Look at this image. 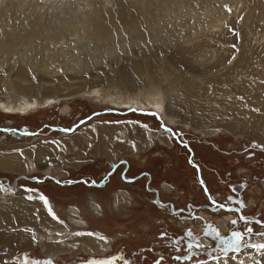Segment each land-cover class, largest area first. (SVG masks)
Wrapping results in <instances>:
<instances>
[{
    "label": "rangeland",
    "instance_id": "obj_1",
    "mask_svg": "<svg viewBox=\"0 0 264 264\" xmlns=\"http://www.w3.org/2000/svg\"><path fill=\"white\" fill-rule=\"evenodd\" d=\"M80 1L73 2V6H70L71 8L66 6L68 11L67 8L64 9L65 6H59V4L58 6L63 8H61L62 11H60L58 6H54V8L56 7L54 9L56 11H48L49 16L47 15L41 20V24L45 25L40 29L46 27V30H51V36H39L38 34L31 37L30 34L25 33L11 38L8 37L9 45L18 47L19 54L27 53L31 65L38 64L36 67H32V69L30 68L23 78L21 85L25 90L20 91L22 93L21 95L34 96L36 94L39 96H56L54 94H57L60 99L56 103L46 107H43L45 104L39 107L37 104L36 110L31 109L33 111L28 115H23L20 112L4 113L0 109V124H7L8 128L23 129L27 134L25 138L20 140L10 139L8 137L2 138L0 141V155L24 152L38 146V144L50 143L56 147V152L52 155L53 157H48L50 160L47 162V167L31 169L30 172H25V175L29 177H40L42 175L41 173L49 170L48 174H55L60 179L66 177L72 178L80 174H95L101 171L106 165V159L124 158L129 161V175L133 176L142 171L150 173L152 175V186L159 189L164 198L170 199L181 206L191 200L195 203H205L206 201L202 197L197 184L199 178L198 173L192 166L186 163V153L184 151V142H186L194 153V156L191 157L192 161L196 166L198 164L202 168V173L200 172V174H202V179L203 177L206 178L205 180H207L209 186L208 190L212 191L220 199H225L231 193L228 191V188L234 186L235 189L240 191L243 201L246 202L248 209L246 213L248 215L256 214L259 219L264 220V142H261L259 137V139L256 138L252 133L235 136L226 129H216L217 131L211 135H205L196 131L193 127H186L185 124H180L177 121L173 120L168 122L169 118L167 119L159 114H153L155 112L152 109H148L150 108L148 105H146V110L141 111L140 109L142 108H140L135 112L133 110L117 108L97 97L95 93L87 94L85 92L95 85H99L104 90L121 93L128 92L130 95H141L152 87H169L166 74L167 63L163 51L166 48L164 45L166 41H163L164 44L160 41L154 43L151 34L156 35L157 32L154 30L155 26L153 25L152 19H148L149 26L146 24V19L144 18V16L148 17L152 13L159 12L161 3L156 2V5H153V12L149 7L146 8V6L138 5L135 0H122L124 3L123 6L127 8L129 17L126 22L129 25H125L119 17L122 11L120 4H117L119 1L84 0L82 3H85L86 10L81 8L78 10L76 7L79 6ZM87 1L90 2L88 3ZM263 3L264 0L247 1L244 3L243 8H245V11L242 13L237 12V9H235L237 6L233 3H227L225 5L227 8L225 9L228 11L230 17L228 20H225L227 22L224 24L231 22L232 29L229 28V34L227 35L221 33L222 39L217 42L218 44L216 43L217 45L214 44V47L216 46L215 49L217 51L221 49L220 52L228 51L227 54L230 52V55L234 58L231 59V64H234L238 60V57L236 55L237 53H232L230 49L238 50L240 45H243L244 32L251 41L254 39V42H250L249 51L252 48L259 51L264 48ZM194 6L199 7L200 5L195 2ZM73 8H76L78 13L80 12L81 14H86L85 11H87V14L91 16L93 13L90 22L92 26L94 22V27L98 30H88L91 31L93 36L101 35L104 38L99 40V38L91 36L92 38L90 39L89 35L85 36L81 33L82 30L79 27H72L73 20L71 16L74 18L77 17V15H74L76 9L73 10ZM91 9L95 10L92 11ZM149 10L150 14H148ZM65 11L67 15L66 13H62ZM96 16L97 18H95ZM238 17L239 19H237ZM11 20V22H14L13 24L16 23V20ZM6 21L9 24V21ZM186 21H183V23H187ZM138 24L144 25V32L147 36L145 39L147 40L140 39L139 42L135 39L134 34L128 31L127 28L130 25ZM189 24L191 25L189 26ZM166 25H164V30H166L168 35L170 34L169 37L176 38L178 35L176 24ZM185 25V33L187 36L193 35L195 29L193 23L190 21ZM62 26L65 27L62 28ZM169 29L174 31L175 36L172 30ZM214 31L219 32L220 30L215 29ZM5 42L0 45L1 51L9 49V45ZM58 42L59 44H57ZM22 43H28V49L32 45L31 50L33 51L31 52V50L26 49L27 47L22 46ZM61 46L62 48H60ZM224 46L227 48H224ZM58 47L68 50L71 58L69 60L64 59L61 56V52L54 54L56 50H60ZM122 47L125 48L122 49ZM47 48L49 49L46 50ZM51 49L53 53L51 52L49 55L53 56L54 54L52 57L53 60L48 63V69L46 67L42 69L39 66L47 59L46 54ZM212 49L210 48V50ZM133 52L138 54L136 62L133 61ZM29 53L32 54L30 55ZM16 59L17 55H4V53L0 52V97H4L11 92L14 98L20 95L9 84V79L13 78L16 72V69L12 70ZM15 67L17 66L15 65ZM182 68L185 70V66ZM224 68H216V71L223 70ZM188 76L190 77V75ZM202 76L204 78L208 77V71H204ZM114 88H117V90H113ZM239 100L243 107L238 109L233 119L245 125L256 120L260 134L264 135V118H256L255 113H251L250 106L246 101L241 97ZM262 106L264 105L259 104L257 109L261 110ZM257 113L259 114V112ZM215 120L218 121L216 123H220L219 117H215ZM94 124H125L129 128H132L134 125L135 127L143 128L147 140L145 141L143 138L137 136L135 129L136 132L134 131L131 135L132 151H129V154H124V151L118 150L111 158H104L95 155L92 147L83 151L80 156H77L75 154L76 152L74 153V150L69 148L72 146L70 144V137L75 133L76 135L82 134L86 129L92 128L91 125ZM130 124L133 125L130 126ZM208 124L211 123L205 125ZM149 133L156 134V138L152 137V135L150 136ZM163 136L169 137V140L172 142L171 146L161 141V137ZM259 145L262 148H259ZM139 146L143 148L140 150ZM45 161L43 160L44 165H46ZM15 174L18 173H10L1 171L0 169V176L7 175L8 177H13ZM144 180L145 178L142 177L137 182L138 185L131 186L119 183L120 181L114 177L111 183L104 190H101L102 193L93 192L96 195V201H98L95 203L104 207L101 213L98 211L97 214L100 215H97L91 208H88L86 199L88 196L87 193L89 194V192H86V188H82V190L78 188L60 187L58 189L56 185L49 181L37 184L27 181V179L18 181V186L14 190H10L6 186L0 188V195L8 196L16 201L20 198L23 200V203L26 202L25 200L28 202L29 200L32 201V196L34 195L45 197L47 202L45 199L42 200L48 207V210H46V221L53 219L61 227L67 228V237H64L59 242L69 241L66 246L71 247L67 251L68 253L59 254L56 259H50L49 256L44 254L47 245L43 241H39L32 247L17 250L15 254L10 256V259L8 257L4 261L8 264H38V262H50L51 264H87L92 259L96 264H103V259L114 252L122 254L123 261L121 264H209L210 262L223 260L232 257V255H240L247 251H252L248 254V258L253 257V260L246 261L243 264H260L264 259V250L258 251L252 246L255 244H264V234H258L261 228L255 225L250 226L252 229L251 238L245 240L239 248L234 249L229 254H223L221 252L213 256L190 254L184 255L183 261L177 258L174 259L173 253L166 254L167 245L164 247V241L168 242L167 237L173 234L180 235L181 231H179L178 227L183 226L185 219L179 221L180 217H168L163 209L158 210L151 199H148L144 193H141L143 192ZM164 182L173 188L171 192L165 193L161 189V183ZM9 184L11 185L12 183ZM119 187L124 192L132 194L135 199L134 201H137V203L132 204V197H128V200H126L127 203L125 202V204L122 200L123 197H111V192ZM115 199L120 201L117 205L118 210L112 209V203ZM50 206H53V208L50 209ZM69 208H77L75 212L77 219L83 221L85 226L77 228L69 221L67 215ZM206 214L204 213L202 216L206 220L211 221L213 227L218 225L217 222H219L222 230H225L224 227L230 230L229 225L226 227L219 220H216L215 217L220 213L217 215V213L210 214L206 212ZM196 223H198L196 219H189L186 224L187 228L194 234L197 231L193 228L198 229L199 227ZM262 231L264 232V228ZM53 234H56V232ZM163 234L167 235L164 237ZM89 237L98 239V247L88 248L82 242L77 241V239ZM99 240L104 244L100 243ZM7 247L0 245V264H2L1 261L5 256L8 255L9 247ZM191 251L205 250H196L194 247ZM114 264L118 263L114 261Z\"/></svg>",
    "mask_w": 264,
    "mask_h": 264
},
{
    "label": "bare ground",
    "instance_id": "obj_2",
    "mask_svg": "<svg viewBox=\"0 0 264 264\" xmlns=\"http://www.w3.org/2000/svg\"><path fill=\"white\" fill-rule=\"evenodd\" d=\"M75 1L79 2L80 0H0V45L5 41V43L9 45V38L25 33L30 34L31 37H34L38 34L39 36H51V30H46V27L40 29L43 25H45L41 24V20H43L49 14V10H51V12L56 11L54 9H56L58 4L59 6H65L64 9L68 6V8H71L70 6H73V2ZM117 1H119L117 4H120L122 8V11L119 15L120 20L125 25H129L126 23L129 19L127 8L123 6L124 3L122 0ZM247 1L250 0H135L138 5L146 6V8L149 7V9L153 12V5L156 2L161 3V9L159 12L152 13L148 17L144 16V18L146 19V24L149 26L150 23L148 19H152L153 21V25L155 26L154 30L157 32L156 35L153 34L155 35L154 37L151 34L154 43L156 41H160L161 43L166 41L165 44L163 43L166 47L163 49V51L167 63L166 74L170 88L152 87L141 95H130L128 92L121 93L112 90H104L99 85H93L94 87L85 92L87 94L95 93L97 97L121 109L131 108L138 110L142 108L140 109L142 111L146 110V105H148L150 107L148 109H152V111L156 114L164 116L167 119L169 118L168 122L173 120L177 121L180 124H185L186 127H193L196 131H199L205 135H211L217 131L216 129H226L227 131L232 132L235 136L245 133H252L256 138L259 137L261 142H264V135L260 134L256 120L250 122L248 125H245L233 119L238 109L243 107L241 106V101L239 100L240 97L243 98L250 106L251 113H255L256 118H264V106H262L261 110L257 109L259 104L264 105V48L261 51L255 50L254 48L249 51L248 48L250 46V42H252L254 39L251 41L244 32L243 45H240L239 48L237 47L238 50L230 49L232 53H237L236 55L238 57V60L234 64H231V59L233 57L230 55V52L229 54H227L228 51L220 52L221 49L220 51H217V49H215L216 46L214 47V44L221 41V33L223 35L229 34V28H231L232 25L231 22L224 24L227 22H225V20H228L230 17L225 5L227 3H233L237 6H235L237 12L242 13L245 11V8L243 7L244 3ZM49 2L52 3L49 4ZM80 2L81 3H79V6L76 2L78 7L75 5L74 6L78 10L80 8L86 10L84 5L85 3H82L84 0ZM195 2H197L200 6L195 7ZM54 6L56 7L54 8ZM61 8L60 11H62ZM76 8H73V10ZM77 9L74 11V15H77V17L74 18L71 16L73 20L71 26L74 28L79 27L82 30L81 33H83L85 36L89 35L90 39L92 37L99 38V40L103 39V36H93L91 31L88 30H98L94 27V22L93 26L90 22L93 13L91 16L90 14H87V11H85L86 14H81L80 12L78 13ZM150 10L148 14H150ZM62 13L64 14L66 11ZM95 18H97V16ZM11 19L16 20V23L13 24L14 22H11ZM237 19H239V17ZM6 20L9 21V24H7ZM185 20H187V23L191 21L195 26L193 35L190 33L191 35L187 36L185 33V24H187L183 23ZM166 24H176L178 28V35L176 38H174L175 40L173 37H169L170 34L168 35L166 30H164V25ZM190 25L191 24H189V26ZM64 27L65 26H62V28ZM127 29L130 33L134 34V37L137 41L147 38L144 32V25H130ZM215 29L220 31L215 32ZM172 32L174 35L173 30ZM59 42L57 44H59ZM22 46L27 47L28 43H22ZM32 47L33 46L31 45V47H29L30 49H28V47L26 49L30 51ZM8 48V50H0V52L4 53V55H17V59L12 66V70L16 69V72L14 77L9 79V84L16 90V92L20 93L21 90H25V88L21 85L23 78L26 76L30 68L32 69V67H36L38 64L36 63L35 65H31L27 53L25 52L19 54L18 47L9 45ZM60 48H62V46ZM60 48L58 47V49ZM124 48L122 47V49ZM210 48L213 49L210 50ZM224 48L227 47L224 46ZM35 49L37 51L36 47ZM32 51L33 50H31V52ZM51 52L53 53L52 49L46 54L47 59L43 61L44 63L39 66L42 67V69L45 67L48 69V63L53 60L52 57L58 52H61V56H63L64 59L69 60L71 58L69 55L70 52L65 49L56 50L53 56L49 55ZM133 53V61L136 62L138 54L135 52ZM11 58L13 57L11 56ZM213 61L215 62L211 64ZM15 65L17 67H15ZM183 65L185 66V70L182 68L184 67ZM219 67L225 68L223 70L216 71V68ZM204 71H208L209 74V76L206 78L202 76ZM188 75H190V77ZM113 90H117V88H114ZM11 91H13V89H11ZM21 94L22 93H20L19 97L17 98L13 97L12 92L6 94L4 97H0V109H2L4 113L20 112L23 115H28L33 111L31 109L36 110L37 104L38 107L44 104L45 106L43 107H46L50 104L56 103L59 101L58 99H60L57 94H54L56 96H39L36 94L34 96H27L25 94ZM257 112H259V114ZM215 117L220 118V123H216L218 121L215 120ZM207 123L211 124L205 125ZM131 125L133 124H130V126ZM91 127L92 128L90 129H86L82 134L76 135L75 133L70 137V144L72 146L69 148L74 150V153L76 152L75 154L77 156H80L83 151H86V149L92 147L93 153L95 155L104 158H111L112 155L116 154V151L118 150L124 151V154H129V151H132L131 135L135 129L137 131V136L143 138L145 141L147 140V136L143 128H138L134 125L132 128H129L125 124H94L91 125ZM149 135H152V137L156 138V134L149 133ZM161 141L166 145H172L169 137L163 136L161 137ZM142 148L143 147L139 146L140 150ZM126 150H128V152H126ZM54 152H56V147L50 143H47L40 145L38 144V146L31 148L30 150L28 149L24 152L2 154L0 155V169L10 173H18L20 176H23L22 178H26L25 172H30L31 169L33 170L47 167V162L50 160L48 157L52 156ZM43 160H46V165L43 164ZM44 173L48 174L49 170H46ZM10 186L11 188L15 187L14 185L9 184V188ZM32 197V201L29 200L28 202L25 200L26 202L23 203V200L20 198L19 200L17 198L18 201H16L8 196L0 195V245L9 247H7L8 255H3L5 258L1 261L2 264H8L4 260H6L8 257L10 259V256L15 254L17 250L32 247L39 241H43V243L47 245L44 254L49 256L50 259H56L59 254H63L71 249L70 246H66L69 241H66L67 243L62 241L59 242L64 237H67V228L61 227L53 219L46 221V210H48L46 203H44L40 195H34ZM89 203V208H91L94 213L97 214L98 211L101 213L97 203L94 201H90ZM119 203L120 201L115 199L112 203V209H116ZM49 208L51 209L53 206H50ZM76 210L77 208H69L67 215L69 217V221L75 227L82 228L85 226V223L77 219V215L75 214ZM230 219L231 216L229 215L226 219L219 221L221 224L226 226V222ZM3 221H5L4 224ZM37 225L40 227L38 228ZM224 229L226 228L224 227ZM51 232H56V234ZM77 241L82 242L88 246V248L98 247L97 238H80L77 239ZM100 243H102V241H100ZM206 244L208 243L206 242ZM251 252L252 251H247L241 253L240 255H232V257H228L216 262H210L209 264H243L244 262L246 263V261L253 260V257L248 258V254ZM261 263L264 264V259L261 261Z\"/></svg>",
    "mask_w": 264,
    "mask_h": 264
},
{
    "label": "flooded vegetation",
    "instance_id": "obj_3",
    "mask_svg": "<svg viewBox=\"0 0 264 264\" xmlns=\"http://www.w3.org/2000/svg\"><path fill=\"white\" fill-rule=\"evenodd\" d=\"M0 135H1L0 136V141H1L2 138H6V137L10 139L20 140V139L25 138L27 134L24 132L23 129L19 130L15 128H8L7 124L6 125L0 124ZM258 147L262 148L260 145ZM184 151L186 153V163L192 166L195 169V171L198 173L199 178L197 180V184L202 194V197L206 201L205 203H195L194 201L191 200V201L185 202L184 205L181 206L171 201L170 199L164 198L160 190L152 186L151 184L152 175L150 173L146 171H142L139 174H136L133 176L129 175L128 173L129 161L124 158L123 159L122 158L109 159V160L106 159L107 160L105 161L106 165L98 173L80 174L72 178L66 177V178L60 179L55 174L50 175V174H45L44 172L41 173L42 175L40 177L26 176V178H22L23 176H20L19 174H15L13 177H8L7 175L0 176V187L4 188V186H6L5 182H7L8 184L12 183L11 185H14L15 187L11 188L10 186L9 189L14 190L18 186V183H19L18 181L27 179V181H30L33 183L35 182L37 184L43 183L45 181H49L53 183L54 185H56L58 189L60 187H69L71 189L72 188L73 189L86 188L87 190L86 192H89V194L87 193L88 196L86 199V203L88 204V208H89L90 201L98 202L96 201L95 193H98V192L102 193L101 190H104L111 183L114 177L118 181H120L119 183L131 185V186L138 185L137 182L140 181V178L144 177L145 180L143 181V192L141 193H144V195L147 196L148 199H151L152 203L158 210L163 209L168 217H172V218L180 217L179 221H182L185 219L184 221L185 223L183 224V226L178 227L179 231H181L180 235L173 234L172 236L167 237L168 242L164 241V247H166L167 245L166 254L173 253L174 259L177 258L181 261L184 260V255L186 256L192 253L205 254L206 256L217 255L220 252L223 254H228L232 252V251L230 252L225 251L229 247H227V245L218 244V243H221V238H226L227 240L233 241V247L236 245V248H239L242 245V243H244L245 240H248L251 238L250 236L252 235V233L249 232L247 229H245V232H244L245 234L242 237H239V239L237 240L236 237L235 238L231 237V233L232 232L234 233V230L231 227H229L230 230H227V228L225 230H222L218 222L217 224L219 226L216 225L213 227L211 224L212 222L206 220L204 216H202V214L203 212L205 214L206 212L210 214L217 213V215L218 213H220L215 218L217 221L223 220V219H226L229 215H231L227 210H236V209L246 210L247 209L246 202L243 201L240 191L235 189L234 186H230L229 188L227 187L228 191L231 193L228 194L225 199H220V197L215 196L212 193V191L208 190L209 186H208L207 180H205L206 178L203 177L202 179L201 177L202 174H200V172L202 173V168L198 166V164L196 166L195 163L192 161L191 157L194 156V153L192 152V149L186 142H184ZM122 161L124 163H121ZM16 179H17L16 181L17 184H14L13 182ZM93 181H95V184L92 183ZM161 189L165 193H169L173 190V188L170 185H168L166 182L161 183ZM122 191H123L122 188L120 187L116 188L115 190L111 192L110 196L111 197H115V196L123 197L124 204L126 200H128V197H132V201H133L132 204L134 205L137 203V201H134L135 199L132 194L124 192V191L122 192ZM220 205H224V207L221 208ZM99 208L100 210H104V207L102 206H99ZM127 208H125V210H127ZM114 210H118V208ZM233 218L234 216L233 217L231 216V220ZM189 219H192V220L196 219L198 221V223H196L199 226L198 229L193 228L195 231H197L195 234L192 233L189 230V228H187L186 226ZM227 222H226V225H227ZM230 224L232 225L233 222L231 221ZM217 229L220 232L219 233L220 236L215 235V232L217 231ZM165 235L167 234H163L164 237ZM206 242L208 244H206ZM199 244H202L203 246L206 247L205 251H195V252L191 251L192 248L196 247V245H199ZM184 251L186 252L185 254H184ZM114 261L117 262L118 264H121L123 261L122 254L116 253V252L111 253V255H108L106 258L103 259V262H104L103 264H114ZM87 264H96V263H94L93 260L91 259L89 262H87Z\"/></svg>",
    "mask_w": 264,
    "mask_h": 264
},
{
    "label": "water",
    "instance_id": "obj_4",
    "mask_svg": "<svg viewBox=\"0 0 264 264\" xmlns=\"http://www.w3.org/2000/svg\"><path fill=\"white\" fill-rule=\"evenodd\" d=\"M133 111L136 112V110H133ZM153 114H156V113H153ZM16 181H17V179L14 181V184L16 183ZM5 185L7 187H9V184L7 182H5ZM247 210L248 209H246V210H239V209H236V210H227L231 214V216H234V218L232 220L231 219L228 220L226 226L228 227V225H229V227H231L234 230V233H239L240 234L239 237H242L245 234L244 233L245 232V229H247L249 231V229H251L250 226L251 225H255L258 228H261V230H260V232H258V234H262L263 235L264 232L262 231V229L264 228V220L259 219L256 214L248 215L246 213V212H248ZM244 218H246V219H244ZM231 221L232 222L233 221H236V222L231 225L230 224ZM249 232H251V231H249ZM219 233L220 232L217 229V231L215 232V235L216 236H220ZM234 233L233 232L231 233V237L232 238H235ZM225 240H227V239L226 238H221V243H218V244H220V245H226L223 242ZM195 248H196V250H198V249L205 250L206 249V247L203 246L202 244L196 245ZM234 249H236V245L233 248L226 249L225 251L226 252H230V251H233ZM190 253H192V252H190ZM192 254H195L196 255L197 253H192ZM49 264H51V263H49Z\"/></svg>",
    "mask_w": 264,
    "mask_h": 264
},
{
    "label": "snow or ice",
    "instance_id": "obj_5",
    "mask_svg": "<svg viewBox=\"0 0 264 264\" xmlns=\"http://www.w3.org/2000/svg\"><path fill=\"white\" fill-rule=\"evenodd\" d=\"M230 10V9H229ZM145 127H146V125H145ZM121 163H124L123 161L121 162ZM115 167V166H114ZM85 183H87V182H85ZM93 184H95V181H93L92 182ZM42 199H45V201H46V198L45 197H42ZM47 202V201H46ZM220 207L222 208V207H224V205H220ZM244 219H246V218H244ZM236 221H233V223H235ZM249 231H251V229H249ZM234 236L237 238V240L239 239V236H240V234L239 233H234ZM101 239H103V237H101ZM226 245H227V247H229V248H231V247H233V241H231V240H225V241H223ZM253 247H255L258 251L259 250H264V244H255V245H252Z\"/></svg>",
    "mask_w": 264,
    "mask_h": 264
},
{
    "label": "built area",
    "instance_id": "obj_6",
    "mask_svg": "<svg viewBox=\"0 0 264 264\" xmlns=\"http://www.w3.org/2000/svg\"><path fill=\"white\" fill-rule=\"evenodd\" d=\"M27 264H30V263H27Z\"/></svg>",
    "mask_w": 264,
    "mask_h": 264
}]
</instances>
